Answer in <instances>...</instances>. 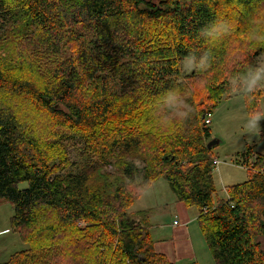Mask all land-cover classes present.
<instances>
[{"label":"trees","instance_id":"trees-1","mask_svg":"<svg viewBox=\"0 0 264 264\" xmlns=\"http://www.w3.org/2000/svg\"><path fill=\"white\" fill-rule=\"evenodd\" d=\"M231 3L243 7L231 12L236 19H224L228 39L244 51L240 93L247 106L264 107V79L252 66L253 55L264 52L254 35L264 30V0H0V44L20 41L52 57L32 64L13 48L11 66L0 64V199L12 203L11 227L26 243L55 251L23 250L0 264H174L155 253L144 223L127 214L160 178L198 210L215 264H264V155L240 154L247 179L214 201L204 124L212 111L199 108L181 84L184 60L201 69L200 60L219 55L206 37ZM228 42H221L222 56ZM66 48L73 57L63 59ZM42 70L45 82L37 84L32 76ZM223 91L215 90L213 108ZM8 95L27 98L62 129L63 140L83 144L79 172L59 174L55 159L66 163L63 149L51 157L5 103ZM46 212L55 213L56 225L35 228Z\"/></svg>","mask_w":264,"mask_h":264},{"label":"rangeland","instance_id":"rangeland-1","mask_svg":"<svg viewBox=\"0 0 264 264\" xmlns=\"http://www.w3.org/2000/svg\"><path fill=\"white\" fill-rule=\"evenodd\" d=\"M241 8L243 7L237 5V3L224 5L222 7L224 12L219 15L217 24L212 27L209 35L206 37V40L211 41V45L215 44L213 47H215V52H218L219 55H216V53L211 54L212 58L200 60L201 69L199 68V65L193 63L194 61L192 60L186 59L181 63V84L183 85L184 91L188 92V96L191 95L193 97L192 100H197L199 102V105L197 104L199 108H206L212 111L210 117L211 123L208 125L210 130V138L208 141L211 139L219 141L217 145L212 147V153L214 155V170L212 173L215 188L213 194L214 201L226 199V190L228 187L240 184L247 179L246 167L241 164L243 163L244 158L241 157L240 154L244 153L247 149H250L253 153L264 155V107L262 104L258 106V103L255 104V102L253 103L252 101H249L250 104L247 106L244 96L240 93V91L244 89L241 80L242 74H246L247 72V70L243 68L245 65L243 62L244 51L242 50L239 52V48L235 47V43L228 39L230 37L227 36L228 33L224 32V29L226 30L225 24H227V20L224 19L229 17L231 12L242 13L243 11H239ZM225 14H228V16H225ZM231 16L233 19H236L235 14H232ZM154 25L159 26L157 24ZM254 35L257 41L260 40L264 42V30L262 28L259 27L255 29ZM79 36L80 34H78V37ZM222 41L223 43L228 42L230 44L223 56ZM23 44L20 41L10 43L9 45L5 43L0 44V64L4 67L11 66V60H14L17 55V52L13 51V48L19 52H24L25 57L32 64L35 62L33 58L38 56H42V58L44 56L47 60H52L51 56L42 52L40 46L33 47V45L30 44V48L28 46H23ZM259 50L264 51V47H261ZM73 55L74 51L66 48L62 57L63 59L64 56L70 58L73 57ZM55 57L58 58L59 56ZM235 57L236 59L233 62ZM253 64L255 69L264 66V52H259V54L253 55L252 66ZM48 68H50L49 65ZM234 72H236V74ZM44 73L45 71L42 70L41 73H38L39 76H32L37 84L45 82L44 80L46 77L44 76ZM224 73H228L227 76L229 78L227 81H225V79L223 80ZM230 88H233V91L227 92ZM223 89L222 97L219 96V98L221 97L220 101L213 108V105L215 104V96L217 95L215 90L221 92ZM225 92L227 93L225 94ZM258 94L261 95V98L264 97V92H258ZM212 97L214 99L213 101H211ZM7 98L10 102L5 101V103L10 104L13 111L17 113L18 117L27 128L41 139L42 145H45L51 152V157H54L57 152L55 151V148H58V150L63 149L66 163L63 165L59 164V160L55 159V164L61 167L59 174H76L79 172L85 163V159L82 157L83 144L77 140H63V137H60L61 134L59 135L62 129L57 127L55 122L52 121L46 113L41 111L27 98L14 97L13 95H8ZM182 98L189 99L190 97L182 96ZM260 102L262 103V99H260ZM172 109L175 108L172 106ZM185 123L186 122H183V124ZM239 160L241 163L237 162ZM250 160L251 162L253 161V159ZM106 169L109 171L113 170L111 166H108ZM20 187H25V184H22ZM146 196H148L149 201H152V203H158L159 201L167 203L166 205L164 204L166 214L159 219L160 214L158 213L153 218V220L157 221L156 225L161 223L169 224L173 219L178 221V217L174 216V203H168L169 200L173 201L175 196L165 179L160 178L155 185L151 186L148 189ZM138 204L139 203H134L127 211L129 218L135 220V211L140 206ZM197 213L195 207L188 209V215L190 218H193ZM12 216V203L7 199H0V263L7 262L11 256L23 250H28L29 252L32 250L31 253L41 251V253L44 254L47 252H55L50 246L39 247L36 249L37 245L33 246L32 244L30 245L26 243L17 230L15 231L12 229ZM42 218L43 221L41 223L38 221L39 226H35V228H42L44 224L56 225V215L54 212H46ZM78 225L80 228L84 227L82 222H78ZM148 225H153L151 218L148 219ZM188 228L190 232L194 230V235H196L199 242L205 247L208 258L214 264L197 221L195 220V222L189 224ZM45 232L42 233L41 239ZM159 232L160 235L169 234L168 229ZM153 235L157 236L158 234H154L153 232ZM47 242L48 240H45L43 244ZM260 246L264 249V239L262 238L260 239ZM201 251L202 250L200 249V252ZM200 252H197V255H199ZM207 260L208 259H201V263L207 264ZM167 263L170 262L167 260Z\"/></svg>","mask_w":264,"mask_h":264},{"label":"crops","instance_id":"crops-1","mask_svg":"<svg viewBox=\"0 0 264 264\" xmlns=\"http://www.w3.org/2000/svg\"><path fill=\"white\" fill-rule=\"evenodd\" d=\"M158 180L159 179L155 180L150 185V187L155 185ZM150 187H148L134 202L139 203L138 205H140L135 211V220L140 223H144L143 225L146 226L149 237L153 241L154 251L158 254L163 255L170 263L174 264H184L189 262L202 264L201 259H208L207 264H213V262L208 258L206 254L207 252L205 250V247L199 242L196 235H194V230L190 232L188 228L189 224L195 222V220L197 221V218L199 216L198 210L197 215H195L193 218H190L188 215V209L191 207H187L183 202H179L174 194V200H169L168 203H174V216L178 217V221L173 219L169 224L158 223L159 225H156L157 221L153 220V218L158 213L160 214L159 219L166 214L164 204L166 205L167 203L159 201L158 204L155 201V203L149 201V198L146 195ZM150 218L153 225H148V219ZM164 229H168V235H160L159 231ZM153 232L154 234L158 235H153ZM200 249L202 250L201 252ZM197 252H200L199 255H197Z\"/></svg>","mask_w":264,"mask_h":264},{"label":"clouds","instance_id":"clouds-1","mask_svg":"<svg viewBox=\"0 0 264 264\" xmlns=\"http://www.w3.org/2000/svg\"><path fill=\"white\" fill-rule=\"evenodd\" d=\"M257 78L264 79V66H261L259 69H256ZM256 80L254 79L252 83H255Z\"/></svg>","mask_w":264,"mask_h":264},{"label":"water","instance_id":"water-1","mask_svg":"<svg viewBox=\"0 0 264 264\" xmlns=\"http://www.w3.org/2000/svg\"><path fill=\"white\" fill-rule=\"evenodd\" d=\"M219 143L218 140L216 139H211L208 143H207V149H210L212 148L213 146L217 145Z\"/></svg>","mask_w":264,"mask_h":264},{"label":"built area","instance_id":"built-area-1","mask_svg":"<svg viewBox=\"0 0 264 264\" xmlns=\"http://www.w3.org/2000/svg\"><path fill=\"white\" fill-rule=\"evenodd\" d=\"M210 117H211V114L210 113H207L205 115V120H204V124L205 125H209L211 123V121H210L211 118ZM216 163H217V161H216Z\"/></svg>","mask_w":264,"mask_h":264}]
</instances>
